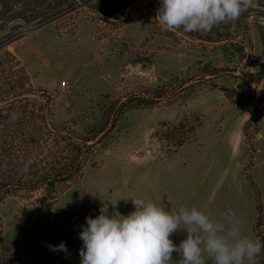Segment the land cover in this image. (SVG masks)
I'll use <instances>...</instances> for the list:
<instances>
[{"label": "rangeland", "instance_id": "obj_1", "mask_svg": "<svg viewBox=\"0 0 264 264\" xmlns=\"http://www.w3.org/2000/svg\"><path fill=\"white\" fill-rule=\"evenodd\" d=\"M160 2L0 0V55L11 52L33 87L51 92L53 119L80 131L114 121L54 200L39 189L0 201V245L20 264H80L81 226L101 201L121 215L132 199L213 219L231 209L243 236L264 233V0L187 33L162 27ZM61 242L67 252L50 250Z\"/></svg>", "mask_w": 264, "mask_h": 264}, {"label": "clouds", "instance_id": "obj_2", "mask_svg": "<svg viewBox=\"0 0 264 264\" xmlns=\"http://www.w3.org/2000/svg\"><path fill=\"white\" fill-rule=\"evenodd\" d=\"M251 0H161L156 18L165 30L209 32L221 23L238 20ZM134 211L121 215L109 202L101 201L100 214L86 217L79 233L83 246L80 264H258L264 242L241 234L235 213L228 209L221 218L196 207L168 210L163 203L132 199ZM183 226V227H182ZM186 230L179 246L170 237ZM67 252L64 242L49 245Z\"/></svg>", "mask_w": 264, "mask_h": 264}, {"label": "trees", "instance_id": "obj_3", "mask_svg": "<svg viewBox=\"0 0 264 264\" xmlns=\"http://www.w3.org/2000/svg\"><path fill=\"white\" fill-rule=\"evenodd\" d=\"M53 106L51 92L34 88L11 52L0 55V201L43 189L51 202L83 174L89 155L114 126L105 122L80 131L69 121L56 122ZM256 240L264 242V233ZM0 264H20L19 254L0 245Z\"/></svg>", "mask_w": 264, "mask_h": 264}, {"label": "built area", "instance_id": "obj_4", "mask_svg": "<svg viewBox=\"0 0 264 264\" xmlns=\"http://www.w3.org/2000/svg\"><path fill=\"white\" fill-rule=\"evenodd\" d=\"M67 86H68V81L67 80H62L61 81V87L62 88H67Z\"/></svg>", "mask_w": 264, "mask_h": 264}]
</instances>
